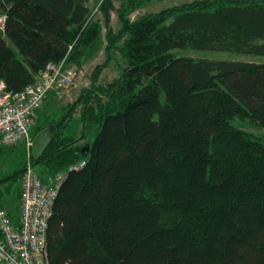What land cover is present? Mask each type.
I'll return each mask as SVG.
<instances>
[{
	"label": "trees",
	"instance_id": "trees-1",
	"mask_svg": "<svg viewBox=\"0 0 264 264\" xmlns=\"http://www.w3.org/2000/svg\"><path fill=\"white\" fill-rule=\"evenodd\" d=\"M94 1L0 0V79L12 92L49 63L82 66L108 31V60L75 103L95 138L80 145L67 133L68 115L41 126L54 139L40 158L31 153L44 182L86 164L67 175L55 201L49 264H264V143L232 124L249 118L264 129V64L172 53L264 57V0H195L135 20L133 12L163 0L118 8L104 0V26L91 22ZM113 50L122 74L97 86ZM25 168L0 180L12 182L0 201L15 227Z\"/></svg>",
	"mask_w": 264,
	"mask_h": 264
},
{
	"label": "built area",
	"instance_id": "built-area-1",
	"mask_svg": "<svg viewBox=\"0 0 264 264\" xmlns=\"http://www.w3.org/2000/svg\"><path fill=\"white\" fill-rule=\"evenodd\" d=\"M3 22L4 17L0 19L1 30ZM76 75V68L63 60L49 63L36 81L20 92L8 90L0 79V145L22 144L28 156L22 178L18 227L0 201V264H49L46 237L55 201L67 175L82 170L86 164L80 162L44 182L30 161L33 152L30 131L49 96L73 85Z\"/></svg>",
	"mask_w": 264,
	"mask_h": 264
},
{
	"label": "rangeland",
	"instance_id": "rangeland-1",
	"mask_svg": "<svg viewBox=\"0 0 264 264\" xmlns=\"http://www.w3.org/2000/svg\"><path fill=\"white\" fill-rule=\"evenodd\" d=\"M116 1L117 2H114L116 8H118L120 4L125 2V0ZM192 1L195 0L152 1L146 3L141 9L133 12L130 15V18L131 20H135L146 13H159L164 9L180 6L184 3ZM102 3L101 0H96L92 3L91 22L99 20L104 26V17L101 8ZM117 17V13L113 11L111 13L110 28L114 31H118L121 27ZM105 29L106 28H104L103 30L102 44H100L97 48L91 49L93 51L90 50L91 52H87V61H85L82 66L73 65L76 68L77 73L73 85L62 88L59 94L54 93L53 95L51 94L52 96H49L47 101L49 99L55 100L56 102H58V104L53 109L49 105L41 111V114L39 115L38 119L36 120L35 124L33 125L30 131L31 139L34 140V138L40 133L38 132V130L41 128V126H47L49 124H57L59 122H62L63 120H66L68 115H70L71 117V122L68 126L67 133L78 138L80 137L82 139L79 143L80 145H86L95 138L96 127H92L90 125L87 132L83 131L82 125L79 122L82 106H79L76 109L75 103L77 102L84 90H91L93 86V77L95 76L94 74L97 68L105 64V62L108 60V54L105 53V47L107 46L108 42V31ZM172 53L176 57H188L196 60H235L245 61L249 63L264 64V57L253 55H238L229 52L176 49ZM109 57L110 62L107 66L102 67L101 71L98 74V81L95 83L97 86H106L107 84L113 82L115 79L119 78L122 74V69L125 67L124 59L119 54V52L113 50L112 54H110ZM160 98L161 101L165 103V96L163 93L160 94ZM232 124L235 127L252 134L255 138L259 139L264 143V129L258 123L252 121L249 118H236L232 121ZM84 136H86V138ZM26 150V147L22 144L11 147L0 146V180L10 178L20 168L24 169V166L27 164L28 159ZM34 169L38 172L37 168L34 167ZM11 184L12 182L8 181L6 182V185L1 186L0 188L5 190V187L10 186ZM14 187L16 188L17 186ZM15 188L14 191L16 194L17 192ZM15 194H11V196L8 197V199L14 203H16ZM18 203L19 202H17L15 206H17Z\"/></svg>",
	"mask_w": 264,
	"mask_h": 264
},
{
	"label": "water",
	"instance_id": "water-1",
	"mask_svg": "<svg viewBox=\"0 0 264 264\" xmlns=\"http://www.w3.org/2000/svg\"><path fill=\"white\" fill-rule=\"evenodd\" d=\"M54 139L51 129L47 128L39 133L33 140V155L40 158Z\"/></svg>",
	"mask_w": 264,
	"mask_h": 264
},
{
	"label": "crops",
	"instance_id": "crops-1",
	"mask_svg": "<svg viewBox=\"0 0 264 264\" xmlns=\"http://www.w3.org/2000/svg\"><path fill=\"white\" fill-rule=\"evenodd\" d=\"M114 2H117L116 0L114 1ZM70 66H72V67H74L73 65H70ZM54 94V93H53ZM52 94V95H53ZM51 95V96H52ZM57 104H58V102H56L55 100H48L47 102H46V104H45V106H44V108L42 109V110H44L46 107H48L49 105L51 106V108L53 109V108H55L56 106H57ZM41 110V111H42ZM80 120V119H79ZM80 122V124L82 125V128H83V124H82V122L81 121H79Z\"/></svg>",
	"mask_w": 264,
	"mask_h": 264
}]
</instances>
